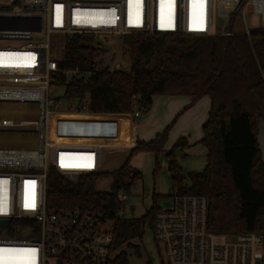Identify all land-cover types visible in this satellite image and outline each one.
Returning a JSON list of instances; mask_svg holds the SVG:
<instances>
[{
  "label": "built area",
  "instance_id": "obj_1",
  "mask_svg": "<svg viewBox=\"0 0 264 264\" xmlns=\"http://www.w3.org/2000/svg\"><path fill=\"white\" fill-rule=\"evenodd\" d=\"M138 2V3H137ZM9 0L0 3V105L37 107L35 120H0V133L35 134V146L0 148V264H115V220L99 211L48 208L50 170L77 183L101 174L105 155L131 153L137 141L123 143L55 139L49 131L57 115L91 121L122 117L133 134L145 115H102L89 110L90 97L64 99L57 85L88 78L91 71L61 70L51 54L53 34L86 35L97 48L117 55V39L128 36L218 37L237 35L232 22L241 16L250 35L264 28V0ZM241 6V7H240ZM236 15V16H235ZM257 17L259 24L252 27ZM218 19L227 25L218 27ZM40 27V30H37ZM11 40L20 46L1 44ZM26 42V43H24ZM112 71L122 65L111 64ZM122 204L127 195H117ZM170 205H164V202ZM159 205L154 240L161 264H264V233L234 237L209 230V200L173 193Z\"/></svg>",
  "mask_w": 264,
  "mask_h": 264
},
{
  "label": "trees",
  "instance_id": "obj_2",
  "mask_svg": "<svg viewBox=\"0 0 264 264\" xmlns=\"http://www.w3.org/2000/svg\"><path fill=\"white\" fill-rule=\"evenodd\" d=\"M245 2L242 0L241 6ZM122 39L131 58L129 71H112L102 59L98 60L106 50L97 48L91 37L66 36L60 69L79 67L91 71V76L67 81L60 74L57 85L67 90L63 98L79 102L89 95L91 113L123 115L133 113L135 105L148 113L154 96L191 97L194 101L189 106L209 97L211 109L199 142L207 149L208 164L203 172L189 174L191 186H185L175 153L189 145L180 138L166 153L174 193L208 198V226L214 234L234 237L240 233H264V161L258 141V125L264 122V28L250 35H142ZM174 124L175 121L149 142L137 141L122 166L110 174L113 183L109 192L96 188L102 174L82 177L74 183L50 170L49 209L94 210L115 220V264H128L125 248L142 255L138 246L143 244L147 226L154 233L157 200L162 197L154 195L153 206L139 218L121 216L122 204L117 195H128L143 179L131 166V158L140 152H164Z\"/></svg>",
  "mask_w": 264,
  "mask_h": 264
},
{
  "label": "rangeland",
  "instance_id": "obj_3",
  "mask_svg": "<svg viewBox=\"0 0 264 264\" xmlns=\"http://www.w3.org/2000/svg\"><path fill=\"white\" fill-rule=\"evenodd\" d=\"M7 1L9 0H0V3ZM217 23L218 27H222L227 25V20L218 19ZM258 24V18L254 17L251 26L254 27ZM243 26L244 24L242 22L241 16L236 17V19L232 22V30L235 34L243 33ZM65 39L66 37L60 34L52 35L51 54L53 59L60 61L63 58ZM1 44L20 46L21 42L5 40L2 41ZM115 49L117 50V55L115 57H112V54H109L108 51L103 55V58L101 56L98 58V60L102 59L105 66L110 61H113L111 64H121L122 70L129 71L131 67V58L125 47L123 39H117V46H115ZM36 118L37 107L35 105H0V120L14 119L15 121L19 122L21 120H35ZM106 120V118H101L99 121L106 122ZM72 123L73 124L68 123L67 125L65 117L61 118L59 115L55 116L49 125L51 136L55 139H72L77 141L91 139L115 140V137L119 136V130L117 129L119 125L115 123L109 124L106 127L100 126L95 121H74ZM137 123L139 124L140 122L137 121ZM175 126L176 123L172 130ZM258 126L260 142L263 144L264 122L260 121ZM179 130L180 129H177L174 132V135H178ZM36 141L37 136L35 134L12 132L0 133V148L3 149L33 147L35 146ZM197 146L198 147L194 146L192 149H190V147L184 149V156L176 155L178 164L182 167L184 173V185L185 182H190L189 174L202 171L207 164L206 148L200 143L197 144ZM166 153L167 152L164 151L156 155L153 152H140L131 158L132 163H134L141 171L143 179L131 190V193H128L127 195V201L123 211V216L125 218L135 219L143 216L153 206L154 195H162L163 198L161 197L157 200V204L160 205L170 194L174 193L175 190L172 188L170 182ZM125 154L126 153L119 152L113 156L105 155V160L101 167L102 175L100 174L101 176L97 180L96 184V188L99 191H111L113 182L110 174L114 173L122 166L128 157ZM134 243L135 245H139L137 241ZM138 247L142 254L140 257L137 256L135 250L132 248H125L129 255L128 264H161L158 246L154 240L153 231L149 226L145 228L143 244L141 246L139 245Z\"/></svg>",
  "mask_w": 264,
  "mask_h": 264
},
{
  "label": "crops",
  "instance_id": "obj_4",
  "mask_svg": "<svg viewBox=\"0 0 264 264\" xmlns=\"http://www.w3.org/2000/svg\"><path fill=\"white\" fill-rule=\"evenodd\" d=\"M193 101H194L193 98L186 97V96H182V97L181 96L179 97L154 96L152 108L139 121L140 123L138 124V129L135 132V134H133V132L129 130V127L127 126L128 124L125 123L126 121L122 117H118V116H111L107 118L104 117L107 119L106 122L99 121L103 117L91 119V121H95L100 126H103V127L104 126L106 127L112 123L119 125V127L117 128L119 130V136L115 137V140L91 139V140H85V141H90V142L97 141V142H104V143L119 142L127 146L131 145L133 141L149 142L155 139V137L158 134L165 131L166 128L175 121L176 126L174 127L173 130L171 129L172 132L170 131L171 134L169 137V141L166 144L165 151L166 152L171 151L174 148V145L176 144V142L180 138L186 139L190 149H192L194 146L198 147L197 144H199L200 140L203 138V125L206 123L209 117V112L211 109V100L209 97L205 96L199 100H196L192 106H189L190 104H192ZM186 107H188V109L184 111ZM59 116L61 118L65 117L67 125L68 123L73 124L70 120L77 119V117L70 118V117L62 116V115H59ZM177 129H180L178 132L179 134L174 135V132ZM258 141L260 145L262 159L264 161V138H263V144H261L260 138L258 135ZM183 154H184V151L180 153V155L182 156ZM125 155L129 156V153H126ZM206 155H207V149H206ZM130 163L134 169H136L138 172L141 173L138 167L134 163H132V160ZM207 164H208V159H207ZM167 165H168V172H169L168 158H167ZM205 168L200 172H203ZM196 173H199V172H196ZM182 175L184 176L183 170H182ZM169 176H170V173H169ZM185 186L190 187L191 182L189 183L185 182Z\"/></svg>",
  "mask_w": 264,
  "mask_h": 264
},
{
  "label": "water",
  "instance_id": "obj_5",
  "mask_svg": "<svg viewBox=\"0 0 264 264\" xmlns=\"http://www.w3.org/2000/svg\"><path fill=\"white\" fill-rule=\"evenodd\" d=\"M37 30H40V27H38ZM151 67H153V65H152ZM175 155H180V152H179V151H176V154H175ZM164 205H170V202L165 201V202H164ZM5 223H6L5 220H1V221H0V227H1L3 224H5Z\"/></svg>",
  "mask_w": 264,
  "mask_h": 264
},
{
  "label": "bare ground",
  "instance_id": "obj_6",
  "mask_svg": "<svg viewBox=\"0 0 264 264\" xmlns=\"http://www.w3.org/2000/svg\"><path fill=\"white\" fill-rule=\"evenodd\" d=\"M138 3V2H137ZM131 132H132V130H131Z\"/></svg>",
  "mask_w": 264,
  "mask_h": 264
}]
</instances>
